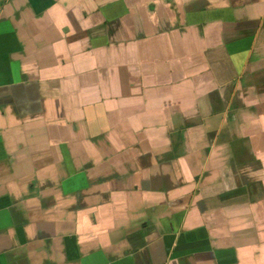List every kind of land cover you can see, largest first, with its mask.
<instances>
[{
  "label": "crops",
  "instance_id": "0c3cea01",
  "mask_svg": "<svg viewBox=\"0 0 264 264\" xmlns=\"http://www.w3.org/2000/svg\"><path fill=\"white\" fill-rule=\"evenodd\" d=\"M0 264H264V0H0Z\"/></svg>",
  "mask_w": 264,
  "mask_h": 264
}]
</instances>
